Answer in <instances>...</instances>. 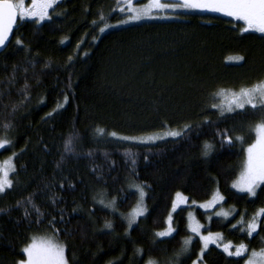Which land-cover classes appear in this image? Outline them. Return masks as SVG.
<instances>
[{
	"label": "trees",
	"instance_id": "obj_1",
	"mask_svg": "<svg viewBox=\"0 0 264 264\" xmlns=\"http://www.w3.org/2000/svg\"><path fill=\"white\" fill-rule=\"evenodd\" d=\"M117 8V0H60L49 10L51 20L18 19L0 52V139L11 141L0 158L12 155L16 169L10 174L13 187L0 193V264H18L34 235L54 229L69 264H145L150 258L177 264L189 234L188 207L173 213L172 236L155 235L166 226L177 191L200 201L218 190L223 205L235 212L226 222L208 221L197 209L205 229L249 251L264 247V231L250 238L232 228L245 213L247 221L264 207V184L255 197L232 187L243 148L254 140L249 128L264 112L249 108L221 115L212 107L220 90L264 79V34L241 32L240 21L207 12L100 32L120 17ZM230 55L244 59L228 61ZM186 125L191 129L184 135L154 143L110 136L181 131ZM225 131L233 140L243 135L245 142H222ZM70 138L75 139L69 152ZM205 143L213 145L207 155ZM132 182L145 189L147 211L129 228L119 213L136 202ZM28 198L40 209L39 223L31 206L28 216L20 206ZM101 199L115 200L119 213ZM200 247L194 238L180 264L196 259ZM245 257H229L210 245L202 262L244 264Z\"/></svg>",
	"mask_w": 264,
	"mask_h": 264
},
{
	"label": "snow or ice",
	"instance_id": "obj_2",
	"mask_svg": "<svg viewBox=\"0 0 264 264\" xmlns=\"http://www.w3.org/2000/svg\"><path fill=\"white\" fill-rule=\"evenodd\" d=\"M60 0H31L30 5H26L25 0H0V48L7 46L10 42V34L14 31V26L16 25L18 19L20 21L31 20L34 23H41L46 20H51L52 15L49 10H54L55 7L59 6ZM135 0H127V7H119L120 0H117L118 10L120 12L127 11V18L120 21V23H131L139 21L142 19H157V18H169L167 16H160L159 13L164 12L168 9L175 11L177 9L184 10H194L201 12L218 13L226 17L232 18L234 21H242L243 27L241 32L254 31L257 33L264 34V0H175V2H166V0H149V2L143 6L141 9H136L133 7ZM156 13V14H154ZM100 21H104L105 17L100 15ZM93 24H97V21H93ZM117 25L106 24L101 27L100 32H104L109 27H116ZM22 41L20 39L16 40V44L20 45ZM72 58L69 57V60ZM237 61H241L243 57H236ZM216 95H223L217 93ZM68 97L65 96V102H67ZM58 107H63V105H58ZM213 108H218L220 114L224 115L225 112L233 113L237 110L245 111L251 109L253 111L264 112V81L257 83L251 87L241 88L238 92L231 93V100L226 107L221 105L212 104ZM52 113H49L51 116ZM204 123H209V121H204ZM8 127V125H5ZM191 129V125H186L181 131H170L165 134V136L170 137H180L184 135L185 131ZM249 131L255 132V140L248 144L247 147L243 148L245 154V159L243 162L242 171L240 173V178L238 181L232 184V187L236 189L237 192L247 193L251 197H255L257 188L264 184V118L259 120L253 127L249 128ZM102 134L103 130H98ZM115 136V133H112ZM222 142L232 145L235 141L245 142V137L243 135H238L234 138L225 131L220 133ZM165 136L149 137L147 141L144 142H155L157 139H164ZM75 138H70L65 143V150L71 151V145L73 144ZM120 139H136L133 137H120ZM11 141L8 139H0V149L6 150ZM213 148V145L205 143L203 145L204 154L207 155ZM16 154L13 153V156ZM135 161H133L134 163ZM7 167H0V193H4L7 189L13 187V180L10 178V174L16 171L15 165L12 162V158H9L7 162ZM63 187V185H61ZM136 191L139 193V201L136 207L133 208L132 212L128 216V226L129 228L136 222L138 217L145 214L147 209L143 206V198L146 195L144 188L140 185H136ZM177 200L172 203V212L180 207L182 203H187V197H183L181 193H176ZM224 201V196L220 195L219 192L215 193L212 200L206 204H200L198 207L204 209L214 208L215 205ZM55 202V201H53ZM104 204V200L99 201ZM20 202H18L19 204ZM195 204V201L192 202ZM24 207L25 215L31 214L29 211V206L32 207V211L37 214V222H41L39 219L40 209L34 205L31 198H28L24 204L20 205ZM105 207H110L115 211L116 201L113 200L108 204H104ZM0 211H3L0 209ZM75 211V209H74ZM191 216V213L189 214ZM216 216H222L227 219L230 215L227 211H217ZM246 213L241 216V219L237 221L236 224L232 225L233 229L239 228L241 233L247 234L248 237L254 238V234H258V229L264 231V207L259 208L256 213L246 221ZM211 217H209L210 219ZM63 217H61V220ZM55 217H53V223ZM168 227L164 231H159L155 235L157 237H170L176 230L172 227V215L169 214ZM246 225V226H245ZM105 228L111 229L112 224L106 222ZM203 225L196 224L195 226L190 225V231L196 236L200 237L202 243L200 255L197 260L193 261V264H200L203 260V254L210 244H215L216 247L220 248L221 245L218 242L220 238V233L208 232L207 235L201 234L200 229ZM59 233V229H54V235L46 239H37L33 237L31 242L28 243L23 249V254L25 259L19 261V264H69L66 258V245L58 241L55 234ZM192 244V238L189 237L183 241V246L177 253V264H180L179 257L190 251V246ZM233 245L231 242L224 244L222 251L229 257L243 258L245 253L248 251V246L244 243H240L235 246V250H232ZM140 251V250H138ZM148 264H156L155 261L149 260ZM239 264V261L236 262ZM244 264H264V248H261L259 252L253 250L251 251L247 259L244 260Z\"/></svg>",
	"mask_w": 264,
	"mask_h": 264
},
{
	"label": "rangeland",
	"instance_id": "obj_3",
	"mask_svg": "<svg viewBox=\"0 0 264 264\" xmlns=\"http://www.w3.org/2000/svg\"><path fill=\"white\" fill-rule=\"evenodd\" d=\"M25 2H26V5H30L31 0L28 1V2H27V1H25ZM148 2H149V0H135V3L133 4V7L136 8V9H141V8H143V6L146 5ZM166 2H175V0H166ZM119 7H125V9H126V7H127V0H120ZM117 9H118V8H117ZM118 12H120V11L118 10ZM184 12H201V11L184 10V9H177V10H175V11H172L171 9H168V10H166V11H164V12L159 13V15H160V16H167V17H169V18L142 19V20H139V21L131 22V23H120L121 20L127 18V11H125V12H123V13L120 12V17H119L117 20H115V21H111V22H108V23H107V24H110V25H117V26H116V27H109V28H107L106 30H108V29H113V28H117V27H123V26H127V25H130V24L139 23V22H142V21H150V20H170V19H176V18H179V17L181 16V14L184 13ZM207 13H210V12H207ZM154 14H156V13H154ZM214 14H218V13H214ZM218 15H221V14H218ZM222 16H223V15H222ZM225 17H226V16H225ZM229 18H230V17H229ZM240 22L242 23V27H243V22H242V21H240ZM106 30H105V31H106ZM236 57H240V56H239V55H230V56L227 58V60H228V61H233V60L235 61V60H236V59H235ZM261 81H264V79L261 80ZM261 81H259V82H261ZM259 82H257V83H259ZM257 83H255V84H253V85H256ZM253 85H251V86H253ZM251 86H247V87H251ZM243 88H244V87H243ZM240 89H241V88H240ZM240 89H237V90H231V89H228V90H220L219 92H217V93H221V92L223 91V95H217V105H221V106H223V107H226V106L228 105L229 101L231 100V93L238 92ZM255 124H256V123H255ZM255 124H254V125H255ZM254 125H253V126H254ZM253 126H252V127H253ZM170 131H179V129L167 128V129H163V130H159V131H155V132H151V133H147V134L132 135V136H127V135L118 134V133H115L116 135L113 136L112 133H111L110 136H113V137H116V138H120V137H133V138H136V139H128V141H130V142H135V143H140V144H147V143H154V142L148 141V142L141 143L140 141H141V140H145V141H147L149 137L165 136V134H166L167 132H170ZM253 132H254V131H253ZM166 138H172V137H170V136H165L164 139H166ZM160 140H163V139H157V140H155V142L160 141ZM254 140H255V132H254ZM254 140H253V141H254ZM249 144H250V143H249ZM247 145H248V144H247ZM247 145H246L245 147H247ZM0 150H1V149H0ZM8 156H10V157L12 158V155H8ZM10 157H5V158H2V159L0 158V167H7V166H8V163H7V162L9 161V158H10ZM244 159H245V154H244V158H243V161H242V164H241L240 170H239L237 176H236V177L234 178V180L232 181V184H233L234 182L238 181L239 178H240V173H241V171H242V167H243ZM12 162H13V159H12ZM10 178H11V177H10ZM136 185H139V184H137V183H133V182L129 184V188L132 189V190H134V191L136 192V195H137V199H136V202L134 203V205H133V206H132L127 212H124V213H119V212L116 210V207H115V211L118 212V213L123 217V219L126 221L127 225H128V216H129V213H131L132 210H133V208L136 207V205H137V203H138V201H139V199H140V198H139V193L136 191V187H135ZM140 186H141V185H140ZM141 187H142V186H141ZM234 189H235V188H234ZM235 190H236V189H235ZM144 191H145V189H144ZM178 192L181 193V195H182L183 197H187V203H182V204L180 205V207H184V206H187V207H188V210H187V216H186V217H187V228H188L189 234L186 235V236L184 237L183 241H184L185 239L189 238V237H191L192 240H193L194 238H198V239L200 240V237H199V236H196L195 234H193V233L190 231V228H189L190 225H192V226H195L196 224L203 225V227L200 229L201 234H203V235H207L208 232L210 231V230L205 229V224L198 220V218H197V216H196V210H197V209H199V210L204 211V212L207 213L208 221L210 220L209 217H211V218H220V219H222V220H227V219L231 218V217L233 216L234 212H235L233 206H225V205H223V201L220 202L219 204L215 205L214 208L207 209V210L204 209V208H200V207H198V205H200V204H206L207 202H209L210 200H212L214 194L217 193V192H219L218 190H215V191L213 192V194H212L208 199H204V200H200V201L190 200V199L188 198V196L184 195L182 192L177 191L176 193H178ZM145 193H146V191H145ZM176 193L174 194V197H173L172 203H173L174 200H177V199H178L177 196H176ZM219 194L222 195L220 192H219ZM222 196H223V195H222ZM145 197H146V195H145L144 198H143V206L146 208ZM103 200H104V199H103ZM193 201H195V204L192 203ZM110 202H111V200H104V204H108V203H110ZM104 204H102V205L104 206ZM180 207H179V208H180ZM107 208H109L110 210H113V209L110 208V207H107ZM217 211H227V212L230 213V215H229V217H228L227 219H225V218L222 217V216H216L215 213H216ZM145 213H146V212H145ZM170 213H171V215H172V227L174 228V225H173V213H174V212H172V204H171L170 210H169V212L167 213V216H166V226H165L163 229L156 231V233L159 232V231H164V230L167 229V227H168L167 221H168V217H169V214H170ZM190 213H191V216L189 215ZM144 215H145V214H144ZM144 215H143V216H144ZM141 217H142V216H141ZM139 218H140V217H138L137 220H138ZM137 220H136V222H137ZM136 222H135L133 225H135ZM133 225H132V226H133ZM245 226H246V225H245ZM128 227H129V226H128ZM211 232H212V233H220V232H217V231H211ZM220 234H221V233H220ZM53 235H54V233H53L52 231H49V232H44V233H41V234H36V235H34L33 237H36L37 239H46V238H48V237H52ZM33 237H32V238H33ZM159 238H161V237H159ZM57 239H58V238H57ZM58 241H59L60 243L64 244L63 241H61V240H59V239H58ZM30 242H31V241H30ZM218 242L220 243V245H221L220 249L222 250L223 245L229 243L230 241L225 240V239L222 237V234H221V235H220V238H219V240H218ZM200 243H201V241H200ZM231 244L233 245V248H232L233 251L235 250V246H238V245H239V244H233L232 242H231ZM210 245H215V244H210ZM210 245H209V246H210ZM182 246H183V243H182ZM182 246H181V248H182ZM201 247H202V243H201ZM201 247H200V251H201ZM181 248H180V249H181ZM262 248H264V247H262ZM251 251H253V250H250V251L248 250V251L245 253V254H246L245 259H247V256H248V254H249ZM255 251L259 252L260 249L255 250ZM199 255H200V252H199ZM25 258H26V257H25ZM197 258H198V257H197ZM197 258L194 259V260H197ZM149 260L155 261L156 264H163V263H158L156 260H154V259H152V258L148 259V260L146 261L145 264H148V261H149ZM194 260H193V261H194ZM193 261H192L190 264H193ZM18 264H19V262H18ZM200 264H205V263H203L202 261H200Z\"/></svg>",
	"mask_w": 264,
	"mask_h": 264
},
{
	"label": "water",
	"instance_id": "obj_4",
	"mask_svg": "<svg viewBox=\"0 0 264 264\" xmlns=\"http://www.w3.org/2000/svg\"><path fill=\"white\" fill-rule=\"evenodd\" d=\"M15 27V26H14ZM11 38V34H10V37H9V40ZM8 44V43H7ZM5 48V47H4ZM4 48H0V52L4 49Z\"/></svg>",
	"mask_w": 264,
	"mask_h": 264
},
{
	"label": "bare ground",
	"instance_id": "obj_5",
	"mask_svg": "<svg viewBox=\"0 0 264 264\" xmlns=\"http://www.w3.org/2000/svg\"><path fill=\"white\" fill-rule=\"evenodd\" d=\"M183 191V190H182ZM225 222H226V220H225Z\"/></svg>",
	"mask_w": 264,
	"mask_h": 264
}]
</instances>
